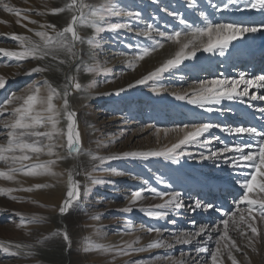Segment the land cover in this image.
<instances>
[{"label":"rangeland","instance_id":"rangeland-1","mask_svg":"<svg viewBox=\"0 0 264 264\" xmlns=\"http://www.w3.org/2000/svg\"><path fill=\"white\" fill-rule=\"evenodd\" d=\"M82 2L99 5L103 0H82ZM113 2L119 9L140 12L141 18L133 20L127 16L108 17L100 23L105 29L102 32H97L93 26L87 24L77 26L78 34L84 40L83 43L76 45L78 58H70L66 52L61 51L55 60L51 56H46L44 59L29 57L17 63L15 60L9 61L0 54V78L6 81L5 87L0 89V105L8 109L0 115V119L11 120V109L19 107L23 100H12L9 104V99L13 96L26 98L31 94L30 85L35 83L40 87V95H47V85L44 84L46 80L61 92V96L55 98L53 103L61 113L57 128L64 133L54 137L52 141L56 145H63L53 148L54 155H48V150L45 148L40 153H27L31 158L24 161L26 166L54 161L49 165L50 172L35 176L16 172L12 180L0 177V190L13 189L0 195V244L9 247L10 252L18 251L14 248L16 244L31 245V248L25 251L32 253L25 255L21 252L20 255H11L10 252L6 253L0 248V264H53L61 263L65 257L71 258L70 264H137V262L139 264H212L210 254L197 253L196 248L207 242L209 250H215L217 238L215 230L210 233L211 240H208V236L202 235L191 244L175 243L174 234L194 232L200 225H208L214 229L225 218L224 213L235 210L234 201L238 200L242 193L237 181L243 180L250 169L238 172L212 159L200 160L199 154L207 155L208 150L196 144L181 146L185 152L192 153L194 158L190 159L185 155L179 164L162 157H152L121 158L100 165L99 161L93 160L92 157L119 155L130 151H157L171 147L183 138V133H176L171 129L185 124L211 122L232 127L260 126L264 116L260 119L250 117L247 103L239 100H224L214 106L219 110L208 112L188 103L187 100L175 98L176 95L185 93L190 97L193 86L200 80L227 79V77L239 80L244 68L240 69L238 76L232 75V70L240 66L237 68L236 63H230L227 57L218 53L198 52L196 58L184 61L178 68L163 73L154 81L130 89L127 86L135 84L143 76L161 67L168 59L174 58L179 50L177 44L169 41L164 43L163 48L150 52L144 59L134 60L138 48L151 47L155 44V40L160 39L156 36V31L172 33L183 29L184 26L172 13L182 15L186 21L197 26L203 24L199 15L201 11L211 22L244 18L246 23L254 25L264 24V13L259 9L241 11L236 5L230 6L226 11H219L218 6L223 5L226 0H198L195 8L187 6L190 0H155V2L154 0H113ZM68 3L70 0H0V49L23 51L20 41L12 39L13 35L28 37L39 45L43 44V40L37 35L38 32H45L48 36L55 37L56 31H62L67 26L72 12L66 10L63 13L53 14L52 9L65 7ZM246 3L247 0H239L240 7ZM5 4L10 8L18 9L20 14L6 11L2 6ZM117 23L127 24L128 27L115 31L108 30L109 25ZM148 24L154 26L153 40L141 35L146 31ZM49 25H55V31L47 27ZM89 40L93 43H88ZM243 46L234 52L228 50L227 53L243 55L247 53L246 48L250 49V53L259 48L264 50V43ZM61 59L65 60L64 64H60ZM76 60L78 62L71 67V63ZM130 62H133L132 67H129ZM38 67L46 70L31 71ZM69 76L75 77V82L81 85L80 89L69 85V108L76 112L81 138V151L73 155H69L67 151L68 121L63 110V89L68 83ZM245 76L251 79L258 76V72ZM243 87V83H240L238 91H242ZM120 88L127 90L120 95L109 94L115 93ZM248 91L249 95L256 92L251 88ZM262 94L264 93L256 95ZM165 130H169L167 134ZM7 131L8 129L0 125V144H6ZM205 137L213 138L212 150L223 146L214 139L215 137H219L229 145L241 141V138L229 135L220 128L211 129ZM25 139L31 143L35 138ZM42 143L47 144L48 141L43 140ZM11 167H19V165L0 160V171L6 172ZM107 169H115L123 175H115ZM70 173L72 179L80 184L81 196L70 212L64 215V219L55 221L54 215L59 212V206L67 196ZM160 178L166 183H160ZM93 180H103L105 183L93 184ZM169 184L171 187L167 186ZM36 185H47V187L36 188ZM147 187L156 188L158 192L173 190L183 192L185 208L170 213L164 219L150 218L141 209L151 208L164 201L145 192V198L138 201L131 212H124L123 209L129 206L132 190ZM29 188L32 191L24 190ZM164 199H167V196ZM195 199L210 203L214 207L209 210L210 212L189 211L187 206ZM32 217L40 218V222L28 223L27 221ZM61 224L64 228H60ZM129 224L132 231L127 230ZM256 224L258 235L254 243L255 251L252 250L246 237H241L237 231H229V236L240 248V251L232 249L237 264H264V224L258 219ZM141 225L145 228H159L161 232L148 233L146 230H141ZM58 229L69 232L72 239L71 248L67 247L62 237L51 235ZM248 234L250 231L246 235ZM136 239H139V244L135 247H147L156 239L172 243L173 247L151 248L143 252H131L128 255H117L115 251L101 250L125 247L127 243ZM86 247L92 250L86 252L84 250ZM219 264H232L227 251L223 248Z\"/></svg>","mask_w":264,"mask_h":264},{"label":"snow or ice","instance_id":"snow-or-ice-1","mask_svg":"<svg viewBox=\"0 0 264 264\" xmlns=\"http://www.w3.org/2000/svg\"><path fill=\"white\" fill-rule=\"evenodd\" d=\"M155 2V0H154ZM198 0H190L187 4L189 8H195ZM236 5L239 10H255L259 9L264 11V0H247V3L240 7L239 0H226V2L218 6L219 11H226L230 6ZM6 11L14 12L19 15L18 9L10 8L8 5H2ZM217 7L216 5H213ZM72 12L71 20L67 22V26L62 31H56L55 37L48 36L45 32H38L37 35L43 40V44H35L28 37H21L19 35H13L12 39L20 41L23 51H9L0 49V54L7 57L9 61L15 60L17 63L32 57L34 59H44L46 56H51L53 60L58 58V53L64 51L70 58H78V54L75 51L77 43H83V38L78 34L77 26L90 25L93 26L97 32H102L105 29L100 26V23L105 21L111 16H127L133 20H139L141 13L131 9H119L115 6L113 0H103V3L99 5L86 4L82 0H70L65 7L52 9L53 14L63 13L65 11ZM178 19L179 23L183 25L182 30H175L172 33H165L156 31V36H159V40H155V44L151 47H143L137 49V55L134 60H142L145 56H148L150 52L155 51L157 48H163L165 42H172L179 46V50L175 53L174 58L168 59L161 67L156 68L154 71L143 76L137 80L135 84H129L127 87L133 88L136 85L146 84L148 81H154L160 77L163 73L169 72L178 68L184 61L196 58L198 52L213 53L224 56L226 50L232 45L233 41L242 39L247 34H254L264 28L262 25H254L244 22L225 21V22H211L207 15L201 11L199 13L203 20L202 26L194 25L186 21L182 15L178 13H172ZM25 19L27 17H24ZM35 23V21H32ZM43 27V26H42ZM53 31H55V25H49ZM127 24H111L108 26V30H118L127 28ZM154 26L148 24L146 31L142 32L149 40H153L152 35ZM183 37V39H181ZM206 38V39H205ZM88 43H93L89 40ZM60 64H64L65 60L61 59ZM133 66V62L129 63V67ZM45 68H33L32 72H43ZM29 75L31 73H28ZM68 83L65 84L63 89V110L64 115L68 121L67 123V151L69 155L76 154L81 151V138L78 131L76 122V112L69 108L68 96L70 95L69 85H73L75 89H80L81 85L75 82V77H67ZM243 83L244 87L242 91H238V85ZM6 81L0 78V89L5 87ZM44 84L47 85V95H40V87L35 83L29 86L31 94L26 98L13 96L9 99L8 103H12V100H23V103L19 107L11 109V120L0 119V125L8 129L6 144H0V160L5 162H11L12 165H19V167H11L8 171H0V177L12 180L13 174L16 172H24L25 175H42L50 172L49 165L54 161H47L42 164H36L26 166L24 161L29 160L31 157L27 153H40L45 148L48 150V155H54L53 148L63 147V145H56L52 143L54 137L63 135V130L57 128L59 124V118L61 113L57 110L56 105L53 103L54 99L61 96V92L52 87L45 80ZM249 88H255L257 90L264 89V75H258L251 79H247L244 73L240 74L239 80H227L220 78L206 79L198 81L192 89V94L189 97L187 93L184 95H176L178 100H187L188 103L198 106L208 112H212L215 109L214 106L221 104L222 101H234L240 100L242 103L243 97L249 96L250 100H264V94L256 96L249 95ZM34 90V91H33ZM125 88H120L115 93H109L110 95H120L121 92L126 91ZM155 91V89H154ZM175 95V94H174ZM8 109L0 105V115ZM264 113V108L259 109ZM48 129L41 131L40 129ZM213 128H220L221 131L226 132L229 135H235L241 138L240 143L225 144L219 137L214 139L223 146L219 149L212 150L211 144L213 138L205 137ZM186 129H189L186 131ZM159 131V130H158ZM169 130H165L167 134ZM176 133H183V138L179 139L177 143L157 151H130L123 152L119 155H109L106 157L93 156V160H98L100 165L105 164L111 160H117L121 158H141L149 159L152 157H162L165 160H169L174 164H179L182 157L187 155L190 159L194 158L190 152H185L182 149V145L196 144L200 148L207 149L208 153L199 154L200 160L212 159L222 164L228 165L235 171H242L250 169L246 172L243 180H238L237 184L242 190L239 199L234 201L235 210L224 213L225 218L222 219L214 229L208 225H200L194 232H182L174 234L175 243L191 244L203 234H208V240L212 239L211 231L217 232V238L215 240V250L210 251L207 247V242H204L203 246L196 248L197 253H209L212 264H219L221 256V249L227 251L228 258L232 261V264H237L235 257L232 254V249L240 251L234 240L229 236V231H237L241 237H246L252 250L255 251V238L258 235V229L256 220L258 219L261 224H264V129H257L254 126H221L211 122L199 123V124H185L177 126L171 129ZM26 137H33L31 143L26 141ZM43 140H47L48 143H42ZM19 153V155H17ZM27 169V170H26ZM107 171L113 172L115 175H123L122 172L115 169H107ZM54 174V173H53ZM160 183H166L163 178H160ZM93 184L105 183L103 180H93ZM171 187V185H167ZM36 188L47 187V185H36ZM25 191H32L31 188L24 189ZM87 190V189H85ZM5 191L11 192L13 189L0 190V195ZM151 193L153 196H157L163 199V203L156 204L148 209H141L147 216L155 219H164L172 212H178V210L185 208L184 193L181 191L173 190L171 192H158L156 188L147 187L139 190H132L129 206L123 209L124 212H131L133 207L136 206L138 201H142L145 196L144 193ZM81 196L80 184L78 181L72 179L71 173L69 174V189L66 198L59 206V213L66 215L70 212L71 208L76 202L79 201ZM167 196V199L164 197ZM14 198V197H13ZM244 205L245 207H241ZM214 205L210 203H204L200 199H195L191 204L187 206L189 211L195 212L196 210L209 211ZM98 219V217H95ZM28 223H39L40 218L32 217ZM174 222V221H173ZM195 223V222H193ZM141 230H146L148 233L156 232L159 234L161 229L140 226ZM128 231H132V227L129 224L127 226ZM250 231V234L246 235ZM54 237H62L63 242L67 244L68 248L72 246V239L67 230H60L51 234ZM139 244V239L131 241L126 244L125 247H116L101 249L104 251H115L117 255H128L131 252H143L151 248L161 247H173L172 243L166 242L163 239H156L149 243L147 247H135ZM99 247V246H98ZM0 248L4 252L9 253L10 248L0 244ZM14 248L18 251L10 252L11 255H20L23 252L25 255H31L30 251L25 249L31 248V245L22 246L20 244L14 245ZM86 252L91 251V248L86 247ZM139 264V262H137Z\"/></svg>","mask_w":264,"mask_h":264},{"label":"bare ground","instance_id":"bare-ground-1","mask_svg":"<svg viewBox=\"0 0 264 264\" xmlns=\"http://www.w3.org/2000/svg\"><path fill=\"white\" fill-rule=\"evenodd\" d=\"M262 12L264 13V11H262ZM233 21L246 23L245 22L246 20L244 18H235ZM248 22H250V20H248ZM259 25H262V24L259 23L257 26H259ZM261 43H264V28H262L260 31L254 33V34H247L242 39H239L237 41H233L232 42V45L226 50V53L224 55L225 57H227L229 59V62L231 61L230 63H232V62L236 63V65H237L236 67L237 68H238V66H240L238 69L232 70V72H231L232 75L238 76L240 74V71H241L240 69H242V68H244V74L248 75V76L250 74H255L256 71L258 72V75H264V50H261V48H259L257 51H255L253 53H250V51H249L250 49L246 48L247 53L243 54V55L242 54H240V55H237V54L232 55V52H230L229 54L227 53L228 50H231V51L234 52L239 47H244L243 45L253 46V45H257V44L260 45ZM76 62H78V61L76 60L75 62L71 63L72 64L71 67H73V65H75ZM233 78H230V77L228 78L227 77V80H233ZM251 89L256 91L255 94H253V95H256L257 93H264V89H260V90H257L255 88H251ZM71 98H72V94H71ZM243 101L245 103H247V106L249 107V111H250L249 114H251L250 117H253L255 119L263 118L264 113L259 111V109L264 108V100H259V99L250 100L249 96H246V97H243ZM71 105H72V103H71ZM260 127L264 128V121L260 122V126H257V128H260ZM208 212H210V211H208ZM54 218H55V221H59L60 219H64V215H61L58 212V213H56L54 215ZM60 228H64L63 224L60 225ZM67 230H68V228H67ZM203 236L206 237V236H208V234L207 233L203 234ZM70 261H71V258H66L65 257L61 263H56L55 262L53 264H70ZM50 264H52V263H50Z\"/></svg>","mask_w":264,"mask_h":264}]
</instances>
